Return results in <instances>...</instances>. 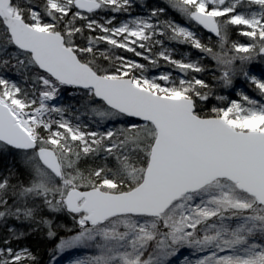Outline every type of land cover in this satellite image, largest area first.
Instances as JSON below:
<instances>
[{
    "label": "rangeland",
    "instance_id": "rangeland-1",
    "mask_svg": "<svg viewBox=\"0 0 264 264\" xmlns=\"http://www.w3.org/2000/svg\"><path fill=\"white\" fill-rule=\"evenodd\" d=\"M93 1L97 4L93 11L96 17L87 18L89 27L110 46L133 54L129 59L120 58L118 73L107 76L131 78L136 86L161 96L187 97L178 88L183 86L186 90L200 84L195 73L199 71L200 53L204 52L199 46V35L187 23L191 13H206L223 28L229 25L242 28L248 37L260 34L264 27V0H217L212 4L207 0H177L179 4L174 12L176 16L180 14L184 22L167 23L155 21L142 4L143 0ZM47 2L51 10L64 14L75 6L76 0ZM12 10L18 14L13 5ZM77 14L81 17L90 13L79 10ZM29 15V25L50 31L52 24L42 21L36 10L31 9ZM227 31L221 30L223 37L228 35ZM165 33L171 34L168 38L172 41L185 40L192 44L196 58L181 52L177 44L163 41ZM227 50H231V58L238 61L252 48L248 44H238ZM155 53L158 58L173 64L174 74L147 65L154 63L151 54ZM221 55L215 58L217 68L223 78L232 77L233 73L223 66L230 58L227 56L225 60L226 56ZM189 76L192 79H187ZM242 78L264 92V74L250 70ZM41 82L43 90L38 96H19L17 82L0 75V101L16 110L33 109V114L37 110V116L29 123V134L35 142L38 127L44 129L46 142L51 146L63 133L79 141L84 149L98 137L110 135V125L89 130L91 125L81 118L80 111L69 108L62 85L49 76H42ZM232 95L218 97L226 102L219 108L218 117L237 131H264V103L247 98L242 85L236 84ZM76 111L77 115L74 114ZM41 118L43 122H40ZM62 184L68 188L65 181ZM103 185L102 191L116 193L109 191L113 187L110 181L105 180ZM65 196L66 193L56 198V205L64 208ZM258 206L256 201L245 198L234 184L216 180L196 192L183 195L155 217L122 215L93 225L86 222V213L80 211L73 213L79 232L57 241L48 264H264V238H261L264 224L256 219ZM239 209L246 210L247 214L240 216ZM146 241H155L152 251L147 246L141 247L143 242L148 244ZM24 253L23 249L15 251L9 262L17 263ZM146 253L150 254L147 256ZM5 254L10 251L6 249Z\"/></svg>",
    "mask_w": 264,
    "mask_h": 264
},
{
    "label": "trees",
    "instance_id": "trees-1",
    "mask_svg": "<svg viewBox=\"0 0 264 264\" xmlns=\"http://www.w3.org/2000/svg\"><path fill=\"white\" fill-rule=\"evenodd\" d=\"M142 4L159 23L174 20L184 22L180 14L176 16L174 12L179 4L177 0H143ZM12 5L28 24L30 10H36L42 21L52 24L50 31L59 32L64 38V43L76 52L80 61L88 64L99 75L117 74L120 58L129 59L133 56L132 53L122 52L110 46L89 27L87 18L96 17V12L80 17L77 14L79 10L72 5L67 13L61 14L51 10L47 0H12ZM193 22L190 19L187 23L199 35V46L204 52L200 53L202 57L198 63L199 71L195 73L200 84L186 90L181 86L178 90L193 99L196 115L203 118L218 117L219 108L226 104L218 97L233 96V87L236 84L242 85L247 98L264 103V92L242 78L243 74L250 70L264 74V57L258 53L264 46V27L260 34L248 37L242 28L233 25L223 28L221 23H218L219 32L212 34ZM223 29H228V35L225 37L221 33ZM170 36L171 34L165 33L163 41H169L171 45L177 44L181 52L196 58L192 44L185 40L172 41L168 38ZM238 44H248L252 50L236 61L230 56L231 50L227 49ZM221 54L226 56L225 60L227 56L230 58L223 66L233 73L232 77L223 78L217 68L215 58L222 56ZM151 56L154 63L141 61L142 64L175 73L176 68L172 63L158 58L156 53ZM0 75L17 82L19 96L25 94L31 98L38 96L43 90L41 77L47 76L35 66L28 53L13 46L1 20ZM62 89L69 108L80 111L82 117H79L86 119L91 125L89 130L97 127L104 129L110 125L112 132L108 137H98L84 149L79 141L72 139L67 133H63L57 143L51 146L46 142L44 129L38 127L37 148H49L56 153L61 166L60 178L41 165L36 150L16 151L0 144V264H48L57 241L79 232L73 213L60 204L56 205V198L67 193L66 190H102L103 183L107 180L113 184L109 191L121 193L131 190L142 181L155 138L152 125L141 124L109 109L88 91L65 86H62ZM74 114L77 115V111ZM63 181L68 188L64 187ZM242 195L250 201H255L243 192ZM47 200L49 202H46ZM258 207L256 219L264 224V207ZM238 213L245 216L247 211L239 209ZM146 242L148 244L143 242L141 247L147 246L149 251H152L155 241ZM6 249L10 254H5ZM22 249L25 250V255L17 263L9 262L13 253ZM146 254L148 256L150 253Z\"/></svg>",
    "mask_w": 264,
    "mask_h": 264
},
{
    "label": "water",
    "instance_id": "water-1",
    "mask_svg": "<svg viewBox=\"0 0 264 264\" xmlns=\"http://www.w3.org/2000/svg\"><path fill=\"white\" fill-rule=\"evenodd\" d=\"M75 6L83 13L97 9L93 0H76ZM190 18L212 34L219 31L206 13L196 11ZM0 20L13 46L28 53L41 72L60 85L91 91L109 109L149 123L155 130L142 181L136 187L121 193L69 189L63 200L69 212L86 213L85 220L93 225L122 215L155 217L183 195L222 179L264 207V131H237L222 118L197 116L191 98L157 95L136 86L131 78L97 74L80 61L59 32L33 28L13 12L12 0H0ZM258 53L264 57V46ZM0 143L16 151L36 150L41 165L61 177L56 153L37 148L2 101Z\"/></svg>",
    "mask_w": 264,
    "mask_h": 264
},
{
    "label": "built area",
    "instance_id": "built-area-1",
    "mask_svg": "<svg viewBox=\"0 0 264 264\" xmlns=\"http://www.w3.org/2000/svg\"><path fill=\"white\" fill-rule=\"evenodd\" d=\"M15 116L20 124H22V119L27 120L25 125H28V123L31 121L32 117L37 116V110L35 114H33V111H26L23 109H18L15 111ZM40 122H43V118L40 119Z\"/></svg>",
    "mask_w": 264,
    "mask_h": 264
},
{
    "label": "bare ground",
    "instance_id": "bare-ground-1",
    "mask_svg": "<svg viewBox=\"0 0 264 264\" xmlns=\"http://www.w3.org/2000/svg\"><path fill=\"white\" fill-rule=\"evenodd\" d=\"M21 121H22V125H23L22 127H23V128L25 129V131L29 134V133L31 132V130L27 128V125H25V124H27V123H26L27 120L22 119Z\"/></svg>",
    "mask_w": 264,
    "mask_h": 264
}]
</instances>
